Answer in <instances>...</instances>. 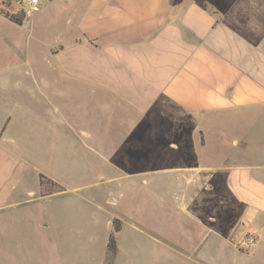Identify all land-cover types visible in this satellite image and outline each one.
Instances as JSON below:
<instances>
[{
  "label": "crops",
  "instance_id": "1",
  "mask_svg": "<svg viewBox=\"0 0 264 264\" xmlns=\"http://www.w3.org/2000/svg\"><path fill=\"white\" fill-rule=\"evenodd\" d=\"M64 6L59 44L31 80H0V239L21 228L64 244L69 229L104 223L101 261L117 219L114 264L123 230L141 227L113 185L135 176L157 230L171 221L192 243L174 238L178 256L213 263L229 249L264 264V0ZM246 234L256 244L239 253Z\"/></svg>",
  "mask_w": 264,
  "mask_h": 264
},
{
  "label": "rangeland",
  "instance_id": "2",
  "mask_svg": "<svg viewBox=\"0 0 264 264\" xmlns=\"http://www.w3.org/2000/svg\"><path fill=\"white\" fill-rule=\"evenodd\" d=\"M42 2L47 3L44 11L41 10L36 17L24 19L21 25H16L10 22L1 11L10 15L19 13L21 12L19 4L14 0H0V80H31L30 69L36 62L44 60L46 47L59 44V38L54 31L56 27L59 29L63 27L59 15H63L65 0L53 2L42 0ZM53 14H55L54 17L58 15V22L50 17ZM60 38L63 43L67 42L66 37ZM138 180L139 178L134 176L126 181L121 180L122 185H113L116 191H121L120 212L126 215L129 223L131 221L141 227L140 233L128 227L123 230L118 237L119 257L114 264H253L252 257H236L229 249L224 250L225 256L222 259L213 263L203 259L191 262L178 256L172 248L174 238L188 248L192 247V243L180 239V236L179 239L177 238L171 221L161 222L162 226L157 230L156 205L150 203L153 199L150 196L152 193L149 191V203L145 208L144 203H141L142 194L136 187L130 188L127 184L129 181L135 184ZM131 210L135 214L133 220L129 218L128 212ZM49 213L53 214L51 210ZM40 215L36 216L35 220H40ZM139 219L146 223H141ZM10 229L9 238L0 239V264H104L103 259L99 260L102 253L104 223L99 228L97 226L88 229L84 225L83 228L69 229L64 244L60 242L50 244L44 233H36L35 230L26 233L21 228L20 230ZM162 230L165 235L158 233ZM56 232L61 234L58 230ZM91 238L93 242L90 241ZM163 239L166 241L165 245ZM196 244L197 242L194 246ZM218 248L219 252H223V246Z\"/></svg>",
  "mask_w": 264,
  "mask_h": 264
},
{
  "label": "trees",
  "instance_id": "3",
  "mask_svg": "<svg viewBox=\"0 0 264 264\" xmlns=\"http://www.w3.org/2000/svg\"><path fill=\"white\" fill-rule=\"evenodd\" d=\"M1 13L12 23L16 25H21L25 19V16L23 12H19L16 14H7L6 12ZM44 184H48V192L47 193H52L55 191H60L61 187L54 184L52 181L47 180L43 176H39V185L44 188ZM121 227V222L117 219H113L111 221V231L108 234L107 237V243H106V257L104 259V264H112L113 260L115 258L116 252H117V246H116V238L115 234L120 230Z\"/></svg>",
  "mask_w": 264,
  "mask_h": 264
},
{
  "label": "built area",
  "instance_id": "4",
  "mask_svg": "<svg viewBox=\"0 0 264 264\" xmlns=\"http://www.w3.org/2000/svg\"><path fill=\"white\" fill-rule=\"evenodd\" d=\"M19 4L21 12L24 16H30L39 13L42 10V0H14ZM256 236L253 234H246L239 240H237L233 246L234 248L242 253H249L253 250L256 244Z\"/></svg>",
  "mask_w": 264,
  "mask_h": 264
}]
</instances>
